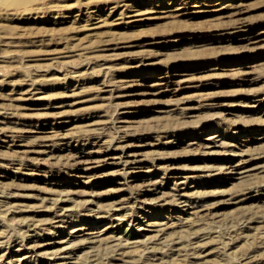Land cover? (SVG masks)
Wrapping results in <instances>:
<instances>
[{
    "label": "rangeland",
    "instance_id": "374dc122",
    "mask_svg": "<svg viewBox=\"0 0 264 264\" xmlns=\"http://www.w3.org/2000/svg\"><path fill=\"white\" fill-rule=\"evenodd\" d=\"M121 1L0 0V264H264V0Z\"/></svg>",
    "mask_w": 264,
    "mask_h": 264
},
{
    "label": "bare ground",
    "instance_id": "6f19581e",
    "mask_svg": "<svg viewBox=\"0 0 264 264\" xmlns=\"http://www.w3.org/2000/svg\"><path fill=\"white\" fill-rule=\"evenodd\" d=\"M155 2H156V7L157 8H160L161 10V13H163V14H170L171 13V11L169 10V9H167L166 7H165V4H163V3H161V1L162 0H154ZM170 1V0H169ZM166 2V1H165ZM182 2H184V0H182ZM169 3V2H168ZM100 5V4H99ZM114 5V6H113ZM168 5H170V4H168ZM136 6V5H135ZM118 8H121L122 10H121V12L119 13V15H122L123 17H130V18H132V17H136V14H134V13H137L136 11H138V10H136V11H134V9H133V6L130 4V5H128L127 4V1H125V0H123V1H121V2H115L114 4H112V6H108L106 9H104V7L102 8V6H95V5H93V6H91V7H87L85 10V12H81V10L79 11V13L76 15V16H79V17H84L85 19H87L86 20V24H89L90 23V21L92 22V20H100V18H101V15H102V12L104 11V10H106L107 12H109V13H112V12H116L117 11V9ZM165 8H166V10H165ZM134 12V13H133ZM142 13V12H141ZM101 14V15H100ZM139 14V13H138ZM165 15V16H166ZM138 16V15H137ZM122 17V18H123ZM82 19V18H81ZM85 21V20H84ZM104 21V20H103ZM131 22H135V21H131ZM91 25H94V24H91ZM247 26H244V25H240L239 27H238V29L239 30H241V29H245ZM247 40L249 41V38H247ZM88 51V50H87ZM88 52H90V51H88ZM85 54V53H84ZM102 70H103V68H101ZM105 70V69H104ZM100 71V70H99ZM101 72V71H100ZM103 72H105V71H103ZM245 74V77L244 78H242V80L243 81H251L252 80V78H250V76H249V72H245L244 73ZM3 76V75H2ZM0 78H2V77H0ZM78 78H80V75H78ZM245 79V80H244ZM28 80L29 79H25L23 82H24V84L26 83L27 84V82H28ZM1 81V80H0ZM30 82V81H29ZM33 82V81H32ZM114 82H116V81H114ZM0 83H3V80H2V82H0ZM22 84V83H21ZM21 84H19V86L21 85ZM29 84H31V83H29ZM100 84V83H99ZM101 84H103V83H101ZM115 84V83H114ZM116 84H117V82H116ZM115 84V85H116ZM1 85V84H0ZM118 85V84H117ZM33 86H34V83L33 84H31L30 86L28 85V87L30 88V89H25V88H22V89H20V91H18L19 93H16V94H19L20 96H18L16 99H15V97H13V99L12 100H10V101H16V100H18L19 102H25V101H27V100H29V98H28V96L27 95H30V93H31V90L33 89ZM107 86H109V84L107 85ZM111 86V85H110ZM26 87V86H25ZM35 87V86H34ZM113 87H114V85H113ZM116 87V86H115ZM25 89V90H24ZM113 89V88H112ZM115 89V88H114ZM34 90H36V89H34ZM112 91H114V90H112ZM11 92H13V89H12V91ZM17 92V91H16ZM33 92V91H32ZM34 93V92H33ZM35 94V93H34ZM9 95V94H8ZM32 97V96H31ZM10 99H11V97H9ZM258 100V99H257ZM260 100V99H259ZM7 101H9V99L7 100ZM255 101V100H254ZM5 105H6V103H5ZM4 105V106H5ZM9 105L10 106H12V107H14V109H24L25 107H19L17 104H14V103H9ZM8 105V106H9ZM3 106V105H2ZM19 107V108H18ZM2 108V110H3V107H1ZM5 109V108H4ZM9 109H11V108H9ZM16 111V110H15ZM15 111H13V112H15ZM1 112V111H0ZM11 113V112H10ZM1 114V113H0ZM2 114H4V113H2ZM6 115V114H5ZM7 115H9L8 114V112H7ZM13 116V115H12ZM42 117L43 116H46L45 114H42L41 115ZM33 122V121H32ZM8 123V122H7ZM11 123V122H10ZM13 123V122H12ZM5 124V123H4ZM19 124V123H18ZM27 124V123H26ZM6 125V124H5ZM38 125V124H37ZM9 127V126H8ZM36 127V126H35ZM5 128V127H4ZM10 128V127H9ZM15 128H18V127H15ZM22 129H24V128H22ZM22 129H21V131H22ZM26 129V128H25ZM20 130V129H19ZM18 129L17 130H12L11 132L14 134L15 133V135H11V136H19V134H17V132L19 131ZM27 130V129H26ZM24 131V132H27V131ZM28 130H29V128H28ZM0 131H3L2 129H0ZM21 131H20V133H21ZM30 131V130H29ZM58 131V130H57ZM56 131V133H58ZM4 132V131H3ZM32 132V131H31ZM38 132V131H37ZM55 133V134H56ZM63 133V132H62ZM1 134H2V132H1ZM53 134V133H52ZM54 134V135H55ZM60 134V133H59ZM3 135V134H2ZM5 135V134H4ZM90 135V134H89ZM10 136V135H9ZM53 136V135H52ZM92 136V135H91ZM6 137H7V135H6ZM20 137V136H19ZM46 137V136H45ZM75 137V136H74ZM73 137V138H74ZM79 137V136H78ZM78 137H77V139H78ZM88 137H90V136H88ZM18 138V137H17ZM55 138H56V136H55ZM65 138H66V136H62V137H60L59 138V140H65ZM83 138V137H82ZM82 138H81V141H82ZM87 138V137H86ZM95 138V137H94ZM214 138H216V137H214V136H211L210 138H208V139H206L207 141H206V143H205V145H203L204 147L203 148H211V145H213V146H216L217 144L215 143V140H214ZM263 138V137H262ZM57 139V138H56ZM84 139H85V137H84ZM100 139V138H99ZM10 140V139H9ZM15 140V139H14ZM17 140V139H16ZM15 140V141H16ZM18 140H20V139H18ZM23 140V139H22ZM46 140V139H45ZM75 140V139H74ZM3 141H5V140H3ZM7 141V140H6ZM53 141H56V140H53ZM71 141V140H70ZM87 141V140H86ZM88 141H89V139H88ZM43 142V141H42ZM41 142V143H42ZM5 143V142H4ZM65 143V142H64ZM81 143V142H80ZM7 144V143H6ZM38 144V143H37ZM49 144V143H48ZM47 144V145H48ZM57 144V143H56ZM60 144H61V142H60ZM43 145H45V144H43ZM46 145V146H47ZM66 145V144H65ZM35 146V145H34ZM33 146V147H34ZM40 146V145H39ZM41 146H42V144H41ZM53 146V145H52ZM56 146V145H55ZM51 147V146H50ZM38 148V147H37ZM46 148V147H45ZM202 148V147H201ZM52 149V148H51ZM32 150V149H31ZM59 150V149H58ZM118 150V149H117ZM246 150V149H245ZM245 150H243V151H245ZM30 151V150H29ZM47 150H32V151H30V153H32V154H37V155H41V154H47V152H46ZM90 151V150H89ZM123 151V150H122ZM121 151V152H122ZM241 151V150H240ZM19 152V151H18ZM50 152V151H49ZM20 153H21V151H20ZM69 153V152H68ZM244 153L245 152H242V153H237V154H235V153H231V154H233V155H229L230 156V158H232V157H234V156H238L239 158L241 157V156H244ZM72 154V153H71ZM90 154V153H89ZM125 154V153H124ZM27 155V154H26ZM64 155V154H63ZM66 155H68L67 153H66ZM66 155H64V156H66ZM69 155H70V153H69ZM77 155V154H76ZM120 155V154H119ZM48 156H51V154L50 155H48ZM80 156L81 155H79L78 157L77 156H74L73 155V157H71V158H73L72 160L73 161H75V162H72L73 164H71L70 166L72 167V165H74V164H79L80 163V161H82V160H76V158H80ZM121 156V155H120ZM33 157V156H32ZM31 157V158H32ZM114 157V156H113ZM116 157V156H115ZM119 157V156H118ZM22 159H23V157H21ZM25 158V157H24ZM31 158H29V159H31ZM40 158V157H39ZM69 158V157H68ZM120 158V157H119ZM27 159V158H26ZM35 159H37L36 158V156H35ZM21 160V159H20ZM70 160V159H69ZM250 160V159H249ZM23 161H24V159H23ZM27 161V160H26ZM29 161V160H28ZM86 161V160H85ZM32 162V161H31ZM68 162V161H67ZM88 162V161H87ZM124 162V161H123ZM36 163V162H35ZM34 163V164H35ZM66 163V162H65ZM126 163V162H125ZM130 162H128L127 161V163L126 164H129ZM132 163V162H131ZM247 163H248V161L247 160H244L243 158H240V159H238L237 161H233V162H228V165L227 166H225V167H220V168H218L217 169V173L216 174H223V175H226L227 176V180H231V179H233V178H236V177H239V178H244L245 176H249L248 174L250 173V171H252V170H254V168L253 169H247ZM33 164V165H34ZM81 164V163H80ZM84 164H86V163H84ZM21 165V164H20ZM75 165V166H76ZM22 166H24V165H22ZM28 167V166H27ZM66 167H67V164H66ZM70 167V168H71ZM73 168V167H72ZM256 169L257 168H259V167H255ZM26 169V168H25ZM216 174H214V175H216ZM216 182H218V181H220V179L218 178L217 180H215ZM59 198H61V197H59ZM58 200V199H57ZM60 200V199H59ZM61 201L63 202V200L61 199ZM55 202V201H54ZM56 203H57V201H56ZM182 203H184V202H182ZM183 206H188V205H186L185 203H184V205H182V207ZM187 208H190L189 206L187 207ZM118 210H121V208L119 209H113V211H118ZM89 211V210H88ZM92 211V210H91ZM95 211V210H94ZM94 211H92V212H94ZM111 211V210H110ZM184 211V210H183ZM92 212H91V214H92ZM54 213V212H53ZM63 214V213H62ZM109 214H110V212H109ZM118 214V213H117ZM64 215V214H63ZM95 215H96V213H95ZM111 215V214H110ZM115 215V214H114ZM57 216V215H56ZM64 216H66V215H64ZM93 217H94V215H92ZM109 216V215H108ZM113 216V215H112ZM98 217V216H97ZM96 217V218H97ZM103 217V216H102ZM116 218V217H115ZM118 218V217H117ZM141 219V218H140ZM114 220H116V219H114ZM121 220V219H120ZM124 219H122V221H123ZM117 222V221H116ZM121 222V221H120ZM119 223V222H118ZM117 223V224H118ZM27 224V223H26ZM25 224V225H26ZM30 225V224H29ZM32 225V224H31ZM30 225V226H31ZM111 225V224H110ZM27 226V225H26ZM25 226V227H26ZM147 227H149V226H151V225H146ZM29 228V227H28ZM107 228H109V226L107 227ZM135 228V227H134ZM144 228H146V227H144ZM143 227H141V228H138V231L140 232V231H144L145 229H144ZM76 230H78V229H76ZM75 230V231H76ZM75 231H71V232H75ZM146 231V230H145ZM27 236V235H26ZM25 237V236H24ZM29 237V236H28ZM96 237V236H95ZM2 238V237H1ZM68 241V240H67ZM66 241V242H67ZM59 242V241H58ZM62 242V241H61ZM65 242V243H66ZM88 242V241H87ZM126 242H128V241H126ZM63 243H64V241H63ZM68 243V242H67ZM81 243V244H80ZM80 243H78L79 245H82V244H84V243H86V239H85V241H80ZM129 243V242H128ZM127 243V244H128ZM72 244V243H71ZM70 244V245H71ZM76 244V243H75ZM120 244H121V241H120ZM74 247H75V245H74V242H73V244H72ZM78 245V246H79ZM68 246V245H67ZM77 247V246H76ZM75 247V248H76ZM84 247V246H83ZM121 247V246H120ZM72 248V247H71ZM74 248V249H75ZM66 249V248H65ZM35 250V249H34ZM61 250H63V249H61ZM60 250V251H61ZM92 252V251H91ZM90 251H89V253H91ZM63 253V252H62ZM33 255V254H32ZM90 256V255H89ZM5 257V256H4ZM27 257V256H26ZM31 257V256H30ZM53 257V256H52ZM55 257H57V256H55ZM58 258V257H57ZM63 258V257H62ZM65 258V257H64ZM19 260H22V259H20V258H18ZM67 259V258H66ZM11 260V259H10ZM16 260V259H15ZM75 260H76V258H75ZM12 261V260H11ZM14 261V260H13ZM18 262V261H17ZM71 262V261H70ZM73 262V261H72ZM76 262V261H75ZM75 262H73V263H71V264H75ZM1 263H3V262H1ZM63 263V262H62ZM61 263V264H62ZM7 264V263H6ZM56 264H60V263H56ZM65 264V263H64ZM79 264V263H78Z\"/></svg>",
    "mask_w": 264,
    "mask_h": 264
}]
</instances>
